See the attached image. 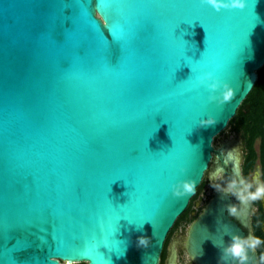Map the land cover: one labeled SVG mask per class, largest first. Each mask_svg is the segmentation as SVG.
<instances>
[{
    "label": "water",
    "instance_id": "obj_1",
    "mask_svg": "<svg viewBox=\"0 0 264 264\" xmlns=\"http://www.w3.org/2000/svg\"><path fill=\"white\" fill-rule=\"evenodd\" d=\"M263 64L264 0H0V264H159ZM230 204L173 238L195 264H235Z\"/></svg>",
    "mask_w": 264,
    "mask_h": 264
},
{
    "label": "flooded vegetation",
    "instance_id": "obj_2",
    "mask_svg": "<svg viewBox=\"0 0 264 264\" xmlns=\"http://www.w3.org/2000/svg\"><path fill=\"white\" fill-rule=\"evenodd\" d=\"M263 125H264V121H263ZM234 129L237 130L238 132H241V140H242V144H241L242 154H241V158L238 157L237 167H235L233 163H227V162L223 163L221 159L215 156H213L210 162V163L214 162L213 168H215V172L216 171L222 172L223 174L222 177L225 179V183L228 189L217 187L215 188V190H211L208 194L203 196L202 194V191L204 189L203 186L198 196L196 197L197 199L196 203L197 206L199 207V210L196 212V214H194L195 213L194 210H190L189 214L183 220L187 221L191 217L194 220L203 211L204 207L207 205L208 201L214 195V193L218 190H223L236 203L238 209V215L231 216V218L243 230L244 236H247L249 233H254L264 238V199L250 204H241L238 200H236L234 196V193L242 187L241 183L236 182L238 180H241V178L250 179L251 175H253L256 172H259L261 179L264 180V139L260 137L253 141L252 149L255 152V155L253 156L249 148L248 139L243 136L242 131L238 128L237 125H235ZM223 147L222 145H220L218 148H222L224 156H226L227 150H225ZM170 237L167 240L165 247L163 244L162 252L164 251V256L162 259L160 256L159 264H172L174 259H178L179 261H181L182 259V262H184V264H195L193 258L187 252L186 241L184 246L178 245L175 243L176 239L173 238L171 239ZM256 253L258 258L257 264H264V262H261L259 259V257L262 254H264V246L258 248L256 250Z\"/></svg>",
    "mask_w": 264,
    "mask_h": 264
},
{
    "label": "clouds",
    "instance_id": "obj_3",
    "mask_svg": "<svg viewBox=\"0 0 264 264\" xmlns=\"http://www.w3.org/2000/svg\"><path fill=\"white\" fill-rule=\"evenodd\" d=\"M210 88L215 89L216 84L211 83L208 85ZM241 183L242 187L234 193L236 200L241 204H250L264 199V180L261 179L260 173L256 172L251 175V178H241L236 181ZM193 191V185L190 181L181 182L180 189L173 188V194L181 196ZM226 210L230 216L238 215V209L235 204L226 206ZM149 239L145 236L138 237V245L147 247ZM220 247L221 258H230L235 264H246L249 252H255L261 246H264V238L254 233H249L247 236H241L238 233H231L229 240L222 241ZM218 246V245H217ZM261 262H264V254L259 257Z\"/></svg>",
    "mask_w": 264,
    "mask_h": 264
},
{
    "label": "trees",
    "instance_id": "obj_4",
    "mask_svg": "<svg viewBox=\"0 0 264 264\" xmlns=\"http://www.w3.org/2000/svg\"><path fill=\"white\" fill-rule=\"evenodd\" d=\"M264 64L257 70V80L247 96L242 100L237 108L236 114L231 118L228 124L234 123L242 131L243 136L249 141V148L253 156L255 155L252 149V143L255 139L262 137L264 139ZM205 180H202L197 187L196 193L191 198L186 210L177 217L171 227L167 238L164 242V247L170 235L178 224L189 214L193 205V201L198 196L203 188ZM164 256V251L161 253V259ZM85 264V263H82Z\"/></svg>",
    "mask_w": 264,
    "mask_h": 264
},
{
    "label": "rangeland",
    "instance_id": "obj_5",
    "mask_svg": "<svg viewBox=\"0 0 264 264\" xmlns=\"http://www.w3.org/2000/svg\"><path fill=\"white\" fill-rule=\"evenodd\" d=\"M234 127H235L234 123L228 124L227 127L214 138L213 145L215 148H218L225 141H227L228 139H230L232 137H235L238 140V142L240 143V145L242 144L241 132H238L237 130H235ZM241 154H242V152H241ZM213 163L214 162L210 163V167L208 168V170L206 171V173L203 177V179L205 180L204 189L202 191L203 196L208 194L211 190H215V188H217V187H220L223 189H228V187L225 183V179L222 177L223 176L222 172H217V171L215 172V168H213L214 167ZM196 202H197V199L195 198V200L193 201V205L190 209V210H194V212H195L194 214H196V212L199 210V207L197 206ZM190 214H191V212H190ZM192 220H193L192 217L187 221L182 220L178 224V226L175 228V230L173 231L170 238L171 239L174 238L183 229L188 227ZM72 264H79V262L72 263ZM177 264H184V262H182V259H181V261H179L177 259Z\"/></svg>",
    "mask_w": 264,
    "mask_h": 264
},
{
    "label": "bare ground",
    "instance_id": "obj_6",
    "mask_svg": "<svg viewBox=\"0 0 264 264\" xmlns=\"http://www.w3.org/2000/svg\"><path fill=\"white\" fill-rule=\"evenodd\" d=\"M66 263H68V264H69L70 262H69V261H66Z\"/></svg>",
    "mask_w": 264,
    "mask_h": 264
}]
</instances>
